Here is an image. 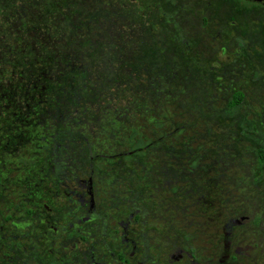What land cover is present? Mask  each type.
Listing matches in <instances>:
<instances>
[{"label": "flooded vegetation", "instance_id": "flooded-vegetation-1", "mask_svg": "<svg viewBox=\"0 0 264 264\" xmlns=\"http://www.w3.org/2000/svg\"><path fill=\"white\" fill-rule=\"evenodd\" d=\"M225 1L237 3V14L249 7L264 10L253 0ZM230 16L207 33L205 50L241 57L244 50L228 33L240 23ZM208 19L202 17L203 26ZM210 40L216 45L208 46ZM18 89L0 94V264H264V148L255 163L208 157L195 173L194 153L186 157L175 147L161 164L147 166L161 143L152 142L153 150L142 151L148 156L140 174L152 180L150 198H140L141 186L127 187L120 199L105 202L94 162L124 156L108 157L91 147L81 155L66 148L59 133L52 140L35 136L34 130L45 128H35V117L58 124L63 114L34 109L31 88ZM238 94L241 104L247 99L239 87L230 102ZM21 160L27 162L22 168Z\"/></svg>", "mask_w": 264, "mask_h": 264}, {"label": "rangeland", "instance_id": "rangeland-1", "mask_svg": "<svg viewBox=\"0 0 264 264\" xmlns=\"http://www.w3.org/2000/svg\"><path fill=\"white\" fill-rule=\"evenodd\" d=\"M107 3V7L95 6L97 12L91 17L95 35L90 46L95 52V64H91L93 83L95 91L102 96L99 105L104 109L99 112L98 106L94 110V105L92 110L69 105L64 109L59 125L58 119L46 122L48 119L35 117L39 119L35 128H45L34 130V135H47L52 140L53 134L59 133L56 137L66 148L82 155L85 145L82 138L87 132L92 140H101L94 152L112 149L113 143L103 139L96 126L100 128L102 121L111 116L112 99L108 88L110 80L116 78L119 95L114 94L113 101H123L120 94L128 86L149 108L145 113L157 116L152 123H144V128L145 132L152 131L145 135L158 132L163 136L154 153V160L160 164L173 147L178 153L186 152V157L194 153L196 159L192 166L195 173L201 169L200 162L208 157L258 161V150L264 148V10L249 7L237 14V3L230 1L227 4L225 0H107ZM98 7L102 11H98ZM231 13L240 25L237 29L232 28L233 32L229 28L228 33L233 36L235 47L244 50L242 56L238 57L237 53L223 56L215 49L205 50L207 33L214 34L219 30V19L226 15L230 18ZM203 16L209 18L208 26H203ZM210 45H216V42L210 40ZM115 54L119 57L115 58ZM122 58L128 64H113ZM218 60L226 64H203ZM160 66L168 69L163 80L158 82L164 81L169 87L154 97L155 93L147 89L148 74L156 73ZM121 73L123 77H117ZM137 75H140L141 88L128 80L137 81ZM239 87L247 91V99L230 110L228 103ZM128 112L129 109L126 116ZM114 122L119 120L114 119ZM140 137L143 134L130 129L115 141L117 156L128 150L129 143L133 149L138 148L134 155L117 161L95 160L97 186L105 202L114 197L120 199L127 187L135 190L141 186L140 198H150L151 190L147 184H153L152 180L147 182L136 170L142 168L143 158L148 156L140 146L145 148L151 142H140ZM153 149L150 146V151ZM26 164L21 160L18 166L22 168ZM19 204L23 203H18L17 209L21 207Z\"/></svg>", "mask_w": 264, "mask_h": 264}, {"label": "trees", "instance_id": "trees-1", "mask_svg": "<svg viewBox=\"0 0 264 264\" xmlns=\"http://www.w3.org/2000/svg\"><path fill=\"white\" fill-rule=\"evenodd\" d=\"M107 4V0H0V94L15 93L17 88L18 92H26L30 87L34 97V109L45 108L64 114V109L69 105L82 110H92L94 105V110L98 106L99 112L102 111L104 106L99 105L102 96L95 91L92 78L94 74L91 64H95V52L90 46L95 29L91 24V17L97 12L95 6L107 7ZM101 7H98V11H102ZM118 57L115 54V58ZM124 63L128 64L122 58L120 62L113 64ZM157 69L159 70L156 73L148 74L147 83V89L155 93L152 95L154 97L169 87L164 81L158 82L159 79L163 80L168 68L160 66ZM123 73L117 77H123ZM136 73L139 74L138 71ZM139 76L137 75V81L131 78L128 80L141 88L138 83ZM116 80L111 79V86L108 88L112 99L111 116L102 121L100 128L99 125L96 126L103 139L113 143L112 149L101 150L108 157L117 156L114 152L117 148L114 146L115 141L130 129L137 130L141 136L143 134L144 138L140 137V142L149 140L152 143L163 139L158 132L145 135L152 131L145 132L144 125L158 118L145 113L149 108L139 96H134L135 93L129 90L128 84L123 82L127 89L124 88L120 94L123 95L121 98L125 103L121 100L113 101V95H119ZM241 102V95L238 94L228 107L232 110ZM114 119L119 122L115 123ZM82 142L88 151L89 147L98 148L101 140H92L86 132ZM145 148L140 146V150ZM136 151L138 148L133 149L129 143L128 150L120 155L130 157ZM154 153L156 151L150 152L147 164L155 161ZM136 173L143 172L137 169Z\"/></svg>", "mask_w": 264, "mask_h": 264}, {"label": "water", "instance_id": "water-1", "mask_svg": "<svg viewBox=\"0 0 264 264\" xmlns=\"http://www.w3.org/2000/svg\"><path fill=\"white\" fill-rule=\"evenodd\" d=\"M264 5V0H253Z\"/></svg>", "mask_w": 264, "mask_h": 264}]
</instances>
